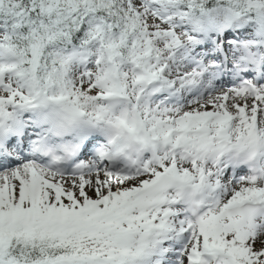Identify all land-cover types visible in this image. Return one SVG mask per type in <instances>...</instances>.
Listing matches in <instances>:
<instances>
[{"label":"snow or ice","instance_id":"snow-or-ice-1","mask_svg":"<svg viewBox=\"0 0 264 264\" xmlns=\"http://www.w3.org/2000/svg\"><path fill=\"white\" fill-rule=\"evenodd\" d=\"M0 264H264V0H0Z\"/></svg>","mask_w":264,"mask_h":264}]
</instances>
